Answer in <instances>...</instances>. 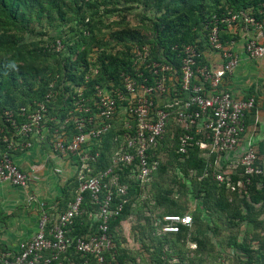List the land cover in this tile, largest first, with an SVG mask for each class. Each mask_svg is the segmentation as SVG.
Instances as JSON below:
<instances>
[{"label": "trees", "instance_id": "1", "mask_svg": "<svg viewBox=\"0 0 264 264\" xmlns=\"http://www.w3.org/2000/svg\"><path fill=\"white\" fill-rule=\"evenodd\" d=\"M134 11L136 23L130 24L125 14ZM229 11H248L261 18L264 0H0V153L6 150L4 137L11 134L5 110L33 106L53 90L55 97L48 103V119H55L58 125L71 111L77 112L75 103L81 97L94 108L97 86L109 91L122 87L123 73H130L140 83L145 77L154 82L158 75L147 66L136 69L137 46L149 47L148 61L172 64L173 70L167 73L171 78L167 84L168 95L176 97L183 84V46L195 45L201 55L199 62L206 64L204 52L211 47L206 24ZM113 16L120 18L111 19ZM236 36L228 25H221L220 37L226 45ZM58 41L62 44L59 50ZM138 72L144 75L139 76ZM81 90L83 94L79 95ZM189 94L187 90L182 92L185 98ZM19 120L23 119L19 117ZM131 123L129 129L124 122L114 119L109 131L89 145L88 153L94 159L89 158L80 173L89 178L106 171L113 163V151L127 144L124 134H132L130 130L136 127L135 120ZM69 126L71 134L75 126L72 120ZM185 132L184 126L171 117L163 138L149 151L150 161L160 162L148 179L140 181L133 176L131 165L120 163L114 169L118 183L127 185V193L122 195L113 186L112 207L124 199L126 202L120 213L109 221L114 245L105 253L107 264H201L204 254L218 261L228 247L246 254L240 256L235 252L240 264L264 258L262 253L254 254L255 250L245 240L238 241L235 236L226 242L217 239L221 221L229 228L243 222L253 223L255 202L264 196V173L251 176L248 183L241 164L234 170L226 165L219 167L218 151L208 154L211 142L207 138L196 144L202 134L196 133L195 128L189 131L194 139L187 143L185 152L181 151L180 136ZM163 153L167 155L166 160L161 159ZM219 174L224 177L221 181L217 179ZM111 178L112 175L107 176L103 182ZM240 181L245 187L239 185ZM80 182L79 176L68 184L57 206L68 207ZM229 184L233 188L232 199ZM146 186L150 187L151 199L144 206L148 209L142 210ZM106 192L104 187L100 200ZM190 201L198 205L192 212V224L181 225L178 232H164V215L186 214ZM99 206L90 191H84L82 213L70 227L72 237L95 233ZM133 216H136L133 233L139 243L137 250L129 248L122 235L123 224ZM191 243L196 244L191 249L196 252L194 257L188 255ZM72 258L78 262L85 257L74 253Z\"/></svg>", "mask_w": 264, "mask_h": 264}, {"label": "built area", "instance_id": "2", "mask_svg": "<svg viewBox=\"0 0 264 264\" xmlns=\"http://www.w3.org/2000/svg\"><path fill=\"white\" fill-rule=\"evenodd\" d=\"M239 22L256 31L255 36L246 40V52L253 57H262L264 44L260 39L264 37V15L257 18L248 11H229L222 16H215L206 24L208 40L211 47L221 54L225 63L214 71L199 62L201 55L195 45H184L181 50L183 84L180 93L177 92V96L172 97L168 95L167 86L168 80L171 79L167 73L173 70L172 64L148 61L149 47L137 46L136 69L140 70L139 67L147 66L158 75L154 82L151 83L145 77L144 82L140 83L130 73H123L122 87L109 91L97 86L94 108L83 97L77 99L75 103L77 112L71 111L69 117L61 123L68 124L72 120L75 130L71 134H57L50 143L52 151L58 154H76L90 141L100 140L112 127L113 120L122 113L123 108L126 116L125 127L130 129L132 120H135L136 127L130 130L133 131L132 134L130 132L124 134L127 144L121 145L113 167H118L120 163L131 165L133 176L140 181L148 179L158 169L160 161H150L149 151L163 138L171 117L186 130L180 136L181 151L185 152L187 143L194 139L189 132L193 128L196 133L202 134L196 144L207 138L218 153L235 150L245 131L244 116L255 107V98L253 96L238 98L227 89L219 88L225 76L230 75L239 64L238 54L221 40L220 27L228 25L232 28ZM61 47L62 44L58 41L56 48L59 50ZM137 74L144 75L143 72ZM185 90L190 92L186 98L182 95ZM82 94L81 90L79 95ZM54 97L55 92L50 90L43 100L35 102L33 106H22L17 111H4L11 134L5 136L3 140L6 143V150L1 152L0 156V182L8 181L19 187L29 185L31 175L14 161L11 151L31 147L33 138L42 142L47 140L44 130L49 118L48 103ZM19 117L23 120L20 121ZM257 161L258 154L253 145L247 147L238 161V164L244 167L248 183L251 176L264 173V168ZM86 166L85 163L84 168ZM113 167L89 178L80 173L79 191L69 207L56 217L44 212L39 220L37 233L30 239L21 241L17 250L2 248L0 244V264H107L105 253L114 245L109 231V221L120 213L123 203L126 202L124 199L117 207H112L113 186L118 193L122 195L127 193V185L118 183L117 177L113 175ZM110 175L112 178L104 183V178ZM217 179L221 181L224 177L219 174ZM239 185L245 187L242 181ZM104 187L107 188V192L100 200V193ZM87 190L90 191L92 199L100 204L95 214L99 219L98 228L95 233L72 237L70 227L74 224L75 217L82 213L84 191ZM192 222V215L189 213H169L164 215L162 229L164 232H178L181 225L190 226ZM74 253H81L85 258L75 262L72 258Z\"/></svg>", "mask_w": 264, "mask_h": 264}, {"label": "crops", "instance_id": "3", "mask_svg": "<svg viewBox=\"0 0 264 264\" xmlns=\"http://www.w3.org/2000/svg\"><path fill=\"white\" fill-rule=\"evenodd\" d=\"M231 30L235 31L237 36L228 44L238 54L239 64L230 75L225 76L219 88L227 89L238 98L253 96L255 98V107L247 111L244 116L245 131L241 135L239 145L235 150L223 154L218 153L217 164L219 167L226 165L229 170H234L238 167V161L247 150V147L253 145L258 154V161L264 168V55L262 57H253L245 50L246 40L256 35V31L252 27H247L239 22ZM260 41L264 44V37H261ZM204 57L206 65L214 71L221 68L225 63L221 54L212 47L207 48L204 52ZM123 112L124 108L122 113L118 114L117 119L124 122L125 125L126 116ZM53 120L57 122L55 119H48L45 123L44 132L47 135L48 141L42 142L37 138H33V145L31 147L13 149L11 151L14 161L31 175V180L27 187H19L8 181L0 182V244L2 248L17 250L21 241L33 237L37 233L38 223L44 212L57 216L65 211L74 198L69 201L68 207L61 208L57 206L60 196L62 197L63 191L65 188H68V184L73 179H79L80 172L83 171L88 159H94L88 153V150L91 149L89 145L92 144L93 140L89 144L87 143L76 154H58L53 152L50 143L54 141L55 136L57 134H70L68 129H71L69 123H66L67 125H56ZM74 130L75 126L71 132L73 133ZM210 148L209 155L217 152L211 145ZM119 149L120 147L113 151V163L109 168L114 166V159L118 156ZM115 168L113 167V169ZM228 186L231 188L229 197L232 199L231 192L233 188L231 184ZM254 206L257 209L253 212L252 224L243 222L242 225L229 228L221 221L220 223H223V227L220 226L221 230L217 235L218 238L214 237L212 233L210 235L215 239L217 238L218 241L221 240L223 242L235 236L238 241L245 240L246 243H250L251 248L255 250L254 254H264V243L261 244L262 240H264L263 195L259 202H255ZM189 208L187 213L192 215V212L198 209L197 202L190 201ZM212 224L214 226L213 222ZM224 233L227 234L225 235ZM190 245L194 246L193 248L196 247V244L191 243ZM259 248H261L260 252H258ZM191 252L193 251L188 253L189 257H191ZM235 252H238L240 256L244 254L238 248L235 250L228 247L226 252L219 256L218 263L216 264H240V260L236 257ZM204 257L208 259L209 255L204 254ZM251 264H264V258H256Z\"/></svg>", "mask_w": 264, "mask_h": 264}, {"label": "rangeland", "instance_id": "4", "mask_svg": "<svg viewBox=\"0 0 264 264\" xmlns=\"http://www.w3.org/2000/svg\"><path fill=\"white\" fill-rule=\"evenodd\" d=\"M135 12L136 11H134V12H130V13H127V14H125V16H127V19H128V21L130 22V24H135L136 23V16H135ZM120 18V16H113L111 19H119ZM174 119V121L175 122H177L176 121V119L175 118H173ZM166 158H167V155L166 154H162L161 155V159L162 160H166ZM169 181V180H168ZM168 181H167V183H168ZM150 187L149 186H146L145 187V190H144V195H143V198H142V210H144V209H148V207H144V206H146V202L147 201H149L150 199H151V197L149 196V194H150ZM182 198V201L184 200V196H182L181 197ZM26 200V199H25ZM27 201V200H26ZM150 206L152 207V204H150ZM149 206V207H150ZM192 208H193V205H192ZM53 215V214H52ZM54 217H56L55 215H53ZM135 219H136V216H133L132 218H129L124 224H123V228H122V235L123 236H125V238H126V245L129 247V248H131V249H133V250H137L138 249V247H139V243H137L135 240H134V233H133V228H134V225H135ZM220 223V222H219ZM220 226L221 227H223V223H220ZM225 235L227 234V233H224ZM193 247L194 246H191V245H189V248L190 249H193ZM218 249V248H217ZM191 251H193V250H191ZM190 256L191 257H194L195 256V252L193 251V252H191L190 253ZM203 264H216V263H218V261L216 260V258H214V257H211V256H209L208 257V259L207 258H203Z\"/></svg>", "mask_w": 264, "mask_h": 264}]
</instances>
